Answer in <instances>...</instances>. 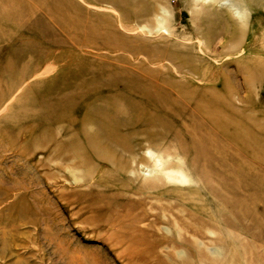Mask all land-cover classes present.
Listing matches in <instances>:
<instances>
[{
	"label": "rangeland",
	"instance_id": "1",
	"mask_svg": "<svg viewBox=\"0 0 264 264\" xmlns=\"http://www.w3.org/2000/svg\"><path fill=\"white\" fill-rule=\"evenodd\" d=\"M136 1L0 0V264H202L185 238L228 254L239 250L241 261L223 264H255L253 251L263 252L264 238L254 236L264 227V9L236 27L223 20L233 1L201 0L219 9L218 27L236 29V39L209 36L203 17L189 9L191 0ZM144 7L151 18L133 14ZM161 16L167 29L152 25ZM139 18L153 35L120 25L136 27ZM171 32L174 42L192 46L186 61L193 68L183 77L166 59L148 63L141 54L102 46L182 52ZM126 60L201 90L211 113L126 110L107 144L100 121L83 120L92 104L81 95L134 72ZM31 65L48 73L11 89ZM62 102L79 111L59 108ZM84 133L95 135L107 159L91 161ZM168 170L186 179L169 178ZM177 216L200 232L182 230Z\"/></svg>",
	"mask_w": 264,
	"mask_h": 264
},
{
	"label": "bare ground",
	"instance_id": "2",
	"mask_svg": "<svg viewBox=\"0 0 264 264\" xmlns=\"http://www.w3.org/2000/svg\"><path fill=\"white\" fill-rule=\"evenodd\" d=\"M100 1L102 3H110V4L119 5V4L123 3L125 0H100ZM137 1L139 2V0H137ZM212 1L220 2L221 0H212ZM226 1H225V4H226ZM231 1H233L232 4H231V2H227V3L231 4V6H229V8H226L227 11L225 10V8L223 9V6H224L223 4H222L223 6H221L222 7L221 9L226 11V13L228 12V15H229V12H230L229 9L231 7H233V9H235V11H237L238 15H235L234 14L235 12L233 14L231 12V14L229 16L227 15L225 18H223V20L226 21L227 24L232 23L236 27L248 25L249 23H251L250 21L252 20L251 18L253 17V15L256 16V14L259 12L260 9H262V8L264 9V0H231ZM199 2L200 3H198V0H191L189 2V6H190L189 9L193 13V16L196 14L198 16L201 15L203 17L202 19L204 21L203 22L204 27H208L209 29H211V32H212L209 36H212V37L213 36L214 37H220V36L221 37L222 36L232 37L233 35H235L236 39L241 36L238 31L236 32V29L232 30L230 28L228 29V27L227 28H223L222 26L218 27L219 24H217V23H219L220 19H221V15L218 12L219 9L218 10L215 8L211 9V6H213V5H210V6H208V4L205 5L203 2H201V0ZM132 3L135 4V2H132ZM222 3H223V1H222ZM228 5H227V7H228ZM35 7L36 6H34L32 8L35 9ZM145 7L142 9L133 10V14L136 17L137 16L138 17H140V16L149 17V15H150V18H151V14H148V16H146V13L148 11L146 10ZM150 10L152 11V9H150ZM190 10H189V12H190ZM151 11H150V13H151ZM127 15H128V13H127ZM190 15H192V14H190ZM118 17H119V15H118ZM145 17H144V19H145ZM133 20L135 21V19H133ZM139 21H140V18H139V20L136 21V23H137V24H135L136 27H134L130 24H127V23L123 24L121 22H120V25L122 27H124L126 30L134 32L136 34H139L140 32L138 33L137 31H141V30H143V31L147 30L149 33H151V32H155V30H153L155 27L157 29L158 28H166L167 29V26H168V19L164 16L155 18L154 22L152 23V25L154 24V28L153 27L148 28V27H146V25L148 23L147 24L145 23L146 25H143ZM149 21H150V19H149ZM149 21H147V22H149ZM252 22H254V21H252ZM91 23H92V21H91ZM169 24H170V22H169ZM94 25L95 24H92V27ZM98 25H99V23H98ZM148 25L152 26L151 24H148ZM117 26H119V22L117 23ZM135 28H137V29H135ZM112 30H113V28H112ZM119 30L122 31V28ZM113 31L115 34V30H113ZM121 31H119V32H121ZM131 32H130V34H133ZM141 34L143 35L144 33H141ZM145 34H146V32H145ZM140 36H138V37H140ZM166 36H163V37L166 38ZM168 36L170 39H172L173 45H178V46L182 45L180 43L174 42L176 39L174 38V34L172 32ZM184 38H186V37H184ZM147 39H149V38H147ZM125 41H127V40H125ZM146 41H148V40H146ZM103 45H104V47H107L106 45H108L110 47L112 46L114 51H118V52L129 51V53L135 57H139V54H141L142 57H145V59L148 61V63L157 62V61H161L163 59H166L174 65L175 72L179 75H181L182 71H185V70L191 71L193 68L186 61V56H187L186 53H188V48L192 47L189 43L186 44L187 46H185V45L181 46L183 48L182 52H180L178 50L179 47H176L175 49H173L171 51L166 50V51H161V52L156 53V54H151L149 52H146V51H144V49H142L138 46H133V44H132V46L124 48L121 44H117V43H113L112 41L111 42L108 41V42H103L102 46ZM112 47H111V50H113ZM181 47H180V49H181ZM230 48L231 47L230 46L228 47V45L224 46L225 51L231 50ZM104 49L110 50L108 47L104 48ZM191 50L193 51V49H191ZM232 50H233V47H232ZM202 52H203V50H202ZM126 61L128 62L129 65H131V67H133L134 72H132V70H129L128 74L126 76H121L120 78H118L116 83H111L106 88L105 87L101 88L104 90H101L99 88L95 89L94 87H90V88L86 89L84 95H81V93H78L79 95L82 96V98L88 100V102H89L88 104H92L91 110L86 108V109H84V111H82V113L84 112L83 120L85 118H88V117H90V118L93 117V118L97 119V121H100V124L102 126L101 128H103L102 132L104 133L103 136H101V137L107 144L109 143V141H111V138L118 136L117 129L121 125L120 122H123V115H126L125 114V113H127L126 110H128V111L130 110V112H132V113L144 112L147 114L164 115V116H170V115L171 116H178V115L187 114V116H190V117H194V114L198 115V114L211 113V111H210L211 107H210V105H208V102H207L208 100L206 101L204 99V97L201 95V93H200L201 90H197L196 87L192 88V90H189V89L182 87V84L180 85V83L178 84L177 82H174V81H167V78H166V80L163 79L164 74L161 76L159 73L156 72V70L148 69V67H146L143 64L144 62L135 64L132 62V60H131V62H130V60H126ZM31 66L33 69H30V70L25 69V70L20 71V74L17 77V79L15 80V82L11 84V86H10L11 89L17 88L18 86H22L24 83H26V80L30 81L32 78H38V77H41L43 74L48 73V71L46 73H43L45 69L44 70H43V68L41 69L39 67V65H35V67H34V65H31ZM162 72H163V70H162ZM166 73H169V72H166ZM181 76L183 77V75H181ZM170 80H173V79H170ZM199 81H203V80L200 79ZM206 82H207V80H206ZM202 83H205V82H202ZM188 85H189V83H188ZM86 92H87V94H86ZM78 94H77V96L79 97ZM116 97H119L118 100H116ZM74 98H76V96H74ZM102 101H104V105H102V106L97 105L98 102H102ZM58 107L61 109L70 111V112L71 111H79V107L77 105L75 106V104L71 105V102H64V103L62 102L61 104L59 103ZM57 117H58V114H57ZM58 118H60V117H58ZM209 122H211V124L215 125L214 119H211V117H208V123ZM80 137L85 142V146H84L85 149L93 154L92 155L93 159H91L92 162H94V161L102 162L105 159H107L106 153L104 151H102L101 148L99 149L100 144H96V139H95L94 134L84 133ZM79 151L80 150L78 148L77 154L80 153ZM155 169L156 168H154V170ZM158 170L160 171V169H158ZM167 172H169V173H167V175H168L167 177L172 178L174 180L178 179L179 181L183 182L186 179V175L181 173V171H179V170L174 171L175 175L170 170H168ZM164 173H162V174H164ZM263 211H264V206H263ZM177 218H178V221L181 223L182 230H183V228H185L186 230H189V231L191 230L194 232H200V229L196 227L194 222L189 221V219L187 220L185 218H182L181 216H177ZM262 230H263L262 232H259L258 234H256L254 236V239L261 241L262 238H264V227L262 228ZM188 234H189V232H188ZM189 236H191V235H189ZM181 241H182V238H181ZM183 241H184V243L188 249L191 250L193 248L199 254L201 260L196 258L197 263L203 262L202 264H223L222 261L225 262V259L231 260V258H232V261H235V263L241 261V260H239V256L237 254L239 252V250L236 248H235V251H233L234 254H232L231 252L228 254L225 252V250L222 247H218V248L217 247H209V246L208 247H204V246L201 247L202 245H200L198 243L199 241L196 240V242H197L196 243L194 240H191L189 238H185V239H183ZM202 244H203V242H202ZM204 244H205V242H204ZM253 252H254L253 254H254L255 260H256L255 264H264V250L261 253L260 252L255 253V251H253ZM244 254H245V257H244L245 260L250 259L248 252L244 253ZM250 254H252V253H250ZM253 254L251 256V259L254 258ZM215 256H218V257H215ZM219 256H221L222 258H219ZM169 263L179 264V262L178 263L177 262H169Z\"/></svg>",
	"mask_w": 264,
	"mask_h": 264
}]
</instances>
